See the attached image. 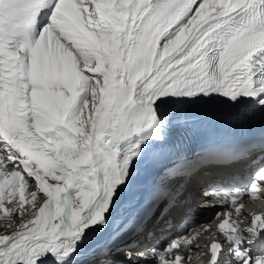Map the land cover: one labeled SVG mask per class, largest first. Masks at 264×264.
I'll return each mask as SVG.
<instances>
[{
    "label": "snow or ice",
    "instance_id": "1",
    "mask_svg": "<svg viewBox=\"0 0 264 264\" xmlns=\"http://www.w3.org/2000/svg\"><path fill=\"white\" fill-rule=\"evenodd\" d=\"M257 57L264 0H0V264H189L199 233L126 237L188 211L197 169L165 163L184 133L264 134ZM251 179L215 194L208 264H264V213L238 202L264 198V166Z\"/></svg>",
    "mask_w": 264,
    "mask_h": 264
},
{
    "label": "bare ground",
    "instance_id": "2",
    "mask_svg": "<svg viewBox=\"0 0 264 264\" xmlns=\"http://www.w3.org/2000/svg\"><path fill=\"white\" fill-rule=\"evenodd\" d=\"M224 103H226V102H224ZM216 128H217L216 126H209V127L194 128V129H191V130L187 131L186 133H184V135L186 136V139L184 140L183 147H186L187 146L189 139L192 136H196L197 135V132H200V134H201L205 130H215ZM192 133H194V134H192ZM190 134H192V135H190ZM172 139L173 140L175 139V135L173 136ZM3 151H5V146L2 143H0V153H2ZM186 169H188V168H186ZM214 173L215 172H212V174H214ZM199 178H201V177H199ZM30 182L32 184L35 183L32 180H30ZM197 182H198V179L193 180L192 181V184H191L192 187L189 189V194H190V202H189V205H188V202H187L189 200H186V202H187L186 203V206L188 205L186 208L188 209L189 212H182V213H179V214L172 213V214H170L167 217V219L169 221L168 227H172L175 231H179L180 230L179 227L181 226L182 222L183 221H186L187 219H189L190 217H192V215H194L195 212H197L196 210H194V204H192L193 202H195V198H196V195H197V193H196V190H197ZM195 193H196V195H195ZM144 210H146V209H144ZM7 231H9L7 225L6 224H0V234H3L5 232H7ZM177 233H180V231L177 232ZM163 234H164V231L163 230H157V231L154 232L153 236L156 238V240H159V239H161V236ZM211 235H213V234H211ZM197 251L200 253V255H197L196 254L194 256V259L192 261H190L189 264H208V262H206V261L203 260V256H202L201 249L198 250L195 247L194 252H197ZM229 253H230V251H228L227 254H225L224 256L226 257ZM224 260L225 261H223V264H236V260H234L232 258V254H231V257L228 258L229 261H227L225 258H224Z\"/></svg>",
    "mask_w": 264,
    "mask_h": 264
},
{
    "label": "rangeland",
    "instance_id": "3",
    "mask_svg": "<svg viewBox=\"0 0 264 264\" xmlns=\"http://www.w3.org/2000/svg\"><path fill=\"white\" fill-rule=\"evenodd\" d=\"M30 183H31V182H30ZM136 210H137V209H135V208H130V209H129V212H130V213H134V212H136ZM0 224H6V223H5L4 221H0Z\"/></svg>",
    "mask_w": 264,
    "mask_h": 264
}]
</instances>
